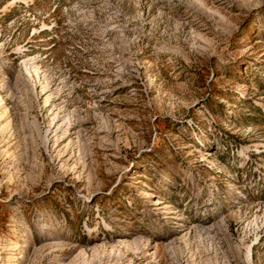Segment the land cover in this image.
<instances>
[{
    "label": "rangeland",
    "instance_id": "1",
    "mask_svg": "<svg viewBox=\"0 0 264 264\" xmlns=\"http://www.w3.org/2000/svg\"><path fill=\"white\" fill-rule=\"evenodd\" d=\"M0 264H264V0H0Z\"/></svg>",
    "mask_w": 264,
    "mask_h": 264
}]
</instances>
